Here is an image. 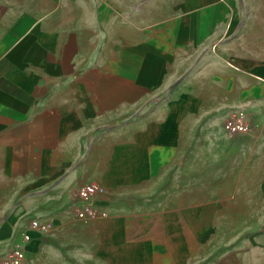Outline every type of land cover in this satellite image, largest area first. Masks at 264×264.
I'll return each instance as SVG.
<instances>
[{
  "label": "crops",
  "instance_id": "0c3cea01",
  "mask_svg": "<svg viewBox=\"0 0 264 264\" xmlns=\"http://www.w3.org/2000/svg\"><path fill=\"white\" fill-rule=\"evenodd\" d=\"M31 219L22 264H264V0H0V264Z\"/></svg>",
  "mask_w": 264,
  "mask_h": 264
},
{
  "label": "built area",
  "instance_id": "2783aa9c",
  "mask_svg": "<svg viewBox=\"0 0 264 264\" xmlns=\"http://www.w3.org/2000/svg\"><path fill=\"white\" fill-rule=\"evenodd\" d=\"M223 130L225 136L232 138L240 133H250L259 127L255 117L250 116L242 106L230 107L223 116ZM105 186L96 181H84L73 188L76 196L73 205V218L93 220L106 216L101 211L96 201L105 194ZM52 227L51 220L31 219L26 223L21 232V240L12 246L3 256L1 264H22L26 259V246L31 239L33 230L47 231Z\"/></svg>",
  "mask_w": 264,
  "mask_h": 264
},
{
  "label": "rangeland",
  "instance_id": "374dc122",
  "mask_svg": "<svg viewBox=\"0 0 264 264\" xmlns=\"http://www.w3.org/2000/svg\"><path fill=\"white\" fill-rule=\"evenodd\" d=\"M249 9V8H248ZM256 9V8H255ZM230 107H228V108H226L224 111H223V116H224V114L226 113V111L229 109ZM248 111V110H247ZM249 113V112H248ZM249 115L250 116H254V115H252V114H250L249 113ZM223 121V120H222ZM259 128H257V129H261L262 127H263V125L261 124V122H259ZM219 126V124H218V121H216L215 122V127H218ZM257 129H254L253 130V132H250L249 134H252L253 136L255 135V133H256V131H257ZM241 135H245V136H250V135H247V134H242V133H240V134H237V135H235V136H233L231 139H234V138H236V137H238V136H241ZM238 171H239V175H238V177H237V181H233V182H228V183H224V186H227V187H229V190H242L243 189V187H244V185H246L247 183L245 182V180H242L243 179V176H241V171L242 170H245V168H243V167H238V169H237ZM246 184H245V183ZM231 188V189H230Z\"/></svg>",
  "mask_w": 264,
  "mask_h": 264
}]
</instances>
